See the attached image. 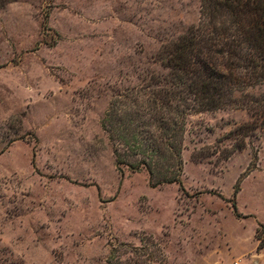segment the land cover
<instances>
[{"label":"rangeland","instance_id":"1","mask_svg":"<svg viewBox=\"0 0 264 264\" xmlns=\"http://www.w3.org/2000/svg\"><path fill=\"white\" fill-rule=\"evenodd\" d=\"M202 2L0 0V264H264V82L194 107L182 184L122 174L102 126Z\"/></svg>","mask_w":264,"mask_h":264},{"label":"trees","instance_id":"2","mask_svg":"<svg viewBox=\"0 0 264 264\" xmlns=\"http://www.w3.org/2000/svg\"><path fill=\"white\" fill-rule=\"evenodd\" d=\"M164 52L167 72L149 71L118 91L102 120L118 171L146 170L154 187L182 184L187 119L196 105L221 107L227 87L264 82V0H203L199 23ZM257 99L264 107V95ZM121 255L112 249L107 264L122 263Z\"/></svg>","mask_w":264,"mask_h":264}]
</instances>
